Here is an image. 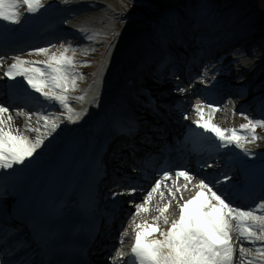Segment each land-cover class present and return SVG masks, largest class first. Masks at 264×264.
Instances as JSON below:
<instances>
[{
  "label": "snow or ice",
  "instance_id": "1",
  "mask_svg": "<svg viewBox=\"0 0 264 264\" xmlns=\"http://www.w3.org/2000/svg\"><path fill=\"white\" fill-rule=\"evenodd\" d=\"M25 7L27 14L34 16L45 5L43 0H0V23L8 26L22 25L25 14L21 12V8ZM193 19H196L197 25L205 19L211 20L207 4L198 5L194 13L178 14L171 9L161 12L155 20L148 41L151 50L138 51L137 56L144 59L154 53L167 54L174 46L185 43ZM7 38L8 36L0 34V39ZM87 38L91 40V37ZM51 47H56V45ZM34 51L48 58L33 61L23 59L21 56L13 57V63L4 73L8 81L16 82L10 86L11 99L15 101L17 92L29 99L33 93H38L37 99L42 98L40 103L47 102L60 106L66 110L67 121L77 124L83 117L74 111L69 102L70 94L77 90L78 81L83 75L78 71L79 62L75 58V52L73 51L70 55V49L64 48L59 54L50 53L47 47ZM2 65L3 57L0 56V66ZM29 89L31 92L28 91ZM177 90L186 91L182 87H178ZM93 103L100 107L97 98H93ZM206 107L212 106L207 105ZM195 111L199 114V119L195 120L194 124L203 129L205 133L214 136L216 143L212 147L217 152L221 148L235 147L240 149L245 156L252 155L245 145L254 143L258 139L255 135L256 129L264 126V120L249 119L247 124L241 126L242 129L251 133V139H249L248 135L239 134L236 129H224L212 123L211 119H205L204 110L200 105L195 106ZM5 114H8L6 119ZM36 114L41 115L44 127L48 129L49 134L60 128L59 117H54L52 114L45 115L42 112ZM183 118L188 119L187 115ZM245 119L248 118L245 117ZM11 120L9 107L0 103V179L4 180L6 189L16 188L25 183L32 166L38 163L33 158L38 155V150L45 147L44 137L31 141L24 135L14 134L11 128H6V123ZM134 130L135 124L129 108L123 103L114 107L99 125V136L95 137L98 143L94 158L99 156L103 143L108 137L119 135L130 137ZM239 166L247 167L242 160ZM208 167L211 168L212 165L209 164ZM137 170L133 168V171ZM102 171L103 169L97 167L98 175ZM172 174L169 170L162 171L161 178L154 182L143 201L135 206L137 215L140 212L149 211L147 205L152 202L153 193H156L161 183L169 180ZM175 176L189 183L196 179V176L187 170H175ZM261 179L264 180V171H262ZM229 181H232V176L227 173L224 174L223 182L219 179L214 181L207 180V178L199 179L198 183L193 185L196 189L195 194L190 199L183 200V203L180 202L183 199L182 194L179 199H176L177 192L180 190L174 191L169 188L172 199H176L178 217L170 219L166 215L171 207V200H169L167 205L156 209L159 214L155 217V223L135 224L130 261L123 262L124 253L120 252L117 255L120 257L121 264H234V259L237 257L236 245L240 240H246L252 244L261 242L264 245V201L256 209L244 210L239 206H234L227 188L217 187L221 183L227 185ZM184 187L186 188L187 184ZM128 191L131 194L137 189L132 187ZM123 194V191L113 192L112 198L115 199ZM160 195L163 197L164 193ZM2 203L3 201L0 200V204ZM60 211L61 209H55L53 215H59ZM257 211L260 214H257ZM48 223L49 220L46 217L33 220L34 240L23 246L32 247L37 240L46 246L51 235ZM234 233L236 239H234ZM4 252L6 258L0 259V264H21L20 260L11 258L12 251L7 247ZM239 256L242 260H246L247 264H264V246L257 247L253 251L241 244ZM23 264H29V262L25 260ZM32 264L36 262L33 261Z\"/></svg>",
  "mask_w": 264,
  "mask_h": 264
},
{
  "label": "bare ground",
  "instance_id": "2",
  "mask_svg": "<svg viewBox=\"0 0 264 264\" xmlns=\"http://www.w3.org/2000/svg\"><path fill=\"white\" fill-rule=\"evenodd\" d=\"M72 1H74V7H82L80 10L84 11L89 9L88 7L96 10L79 17L76 21H80L78 25L84 24L85 29L83 30H87L86 32L90 33L88 35L91 37L89 44L85 47L72 45L64 47L70 49V55L73 51L75 52V58L79 62L78 71L83 74L79 80V91H75L76 93H73L74 95H70L69 101L70 106L76 113H79L83 119H81L77 124L68 122L66 118L64 119V122H61L59 119L58 122L60 123V128L50 134L48 129L44 127V121H42L43 119L41 116L37 118V121L32 120L30 122L31 124H34L35 127L28 128L23 126L21 125L23 122L20 120L19 123L21 124L17 126L18 134L28 137L31 141H35L39 137L45 138V147L40 149L39 154L47 153V156L43 162L39 164L47 163L63 152L64 156L62 158L60 168L65 169L54 171L56 176L61 177L59 186L60 189L65 187L64 180L71 165L78 161L82 163L85 158L83 155L90 152L92 147L96 148L98 141L95 137L99 136V133H97L99 126L98 121L102 116H106L107 113H111L113 102H120L121 100H124L126 95L123 96V90L127 87V82L133 79L135 81L134 84H137L138 86L140 81L145 79V77L140 73V62H142L143 59L139 58L137 53L133 59L126 58L123 48L125 42L131 39L135 33L147 23L146 18L143 19L132 16L128 19H123L122 21L126 24H124L122 34L115 36V41L111 43L112 47H109L108 51L104 54V52H100L101 47L96 48L97 38L93 34V32L97 30V24H95V21L102 19L106 12L110 13L111 10L122 8L123 6L120 3V0ZM88 3L93 6L88 5ZM101 8L106 10L98 11V9ZM71 12H76L78 14L76 9H72L71 6H65L61 10V13L49 20V23L53 24L54 21L60 20L65 16L69 17L68 13ZM262 19L264 21V18ZM228 23L229 21L223 22L221 25L224 26ZM241 34L242 33L240 32H231L222 35L220 38L222 40L238 39V36ZM249 35L254 34L250 33ZM219 42L220 41H218V43ZM64 48L60 46L58 51L62 52ZM139 51H141V48ZM96 55H98V58L96 57L95 60L94 56ZM90 64L93 66L90 67ZM253 67L254 64L248 63L247 66L244 67L243 72L249 75ZM261 67V71H264V63ZM146 69L152 70V67H148ZM81 88L83 89V92ZM132 88H134V86H132ZM80 97H83V99H80ZM94 97L97 98L100 107H97L96 104L93 103ZM63 113L64 117H66L67 113L65 109ZM50 114L53 115V113ZM53 116L55 117L57 115ZM215 120H217L216 117ZM39 121L43 122V124L41 125ZM33 129H35V131H33L35 135L34 137L30 135V131ZM50 147H52V149H50Z\"/></svg>",
  "mask_w": 264,
  "mask_h": 264
},
{
  "label": "rangeland",
  "instance_id": "3",
  "mask_svg": "<svg viewBox=\"0 0 264 264\" xmlns=\"http://www.w3.org/2000/svg\"><path fill=\"white\" fill-rule=\"evenodd\" d=\"M163 0H120L122 8H119L118 13L112 12L110 15L104 17L107 27H104L106 31L103 32L107 34H116L120 29L123 30L124 24L119 21L121 18H126L130 16L142 17L141 15L146 13L149 15L151 12H157L158 6L162 4ZM247 4V3H246ZM245 7V4L243 5ZM154 12V13H155ZM247 17H252L254 19L264 18V0H251L247 9ZM115 24L116 30L113 31V25ZM111 32V33H110ZM110 39V38H109ZM257 69V70H256ZM260 69V68H259ZM257 67L251 72L252 75L255 74V81L257 84L264 82V71H260ZM264 84V83H263Z\"/></svg>",
  "mask_w": 264,
  "mask_h": 264
}]
</instances>
